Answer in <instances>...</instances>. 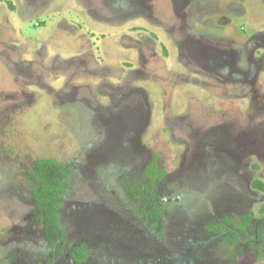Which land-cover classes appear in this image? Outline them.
I'll list each match as a JSON object with an SVG mask.
<instances>
[{
    "label": "rangeland",
    "instance_id": "1",
    "mask_svg": "<svg viewBox=\"0 0 264 264\" xmlns=\"http://www.w3.org/2000/svg\"><path fill=\"white\" fill-rule=\"evenodd\" d=\"M48 157L80 264H264V0H0V264H75L31 202ZM152 160L162 236L130 195ZM249 211L237 244L204 229Z\"/></svg>",
    "mask_w": 264,
    "mask_h": 264
},
{
    "label": "trees",
    "instance_id": "2",
    "mask_svg": "<svg viewBox=\"0 0 264 264\" xmlns=\"http://www.w3.org/2000/svg\"><path fill=\"white\" fill-rule=\"evenodd\" d=\"M71 173V165L58 161L53 157L37 159L31 170L30 177L35 184L31 187V202L38 219L42 224V232L51 249V255L69 251L75 263L86 260L87 249L83 244L72 245L67 239L65 227L60 220V211L67 191V178ZM166 176V170L159 167L155 160L150 161L142 174V178L130 190L132 198L137 199V217L156 236L164 232V211L157 197V184ZM254 186L262 189L263 183L255 181ZM264 212V206L261 208ZM252 212L243 214L232 223L229 216L220 221L212 220L204 226L205 231L220 235V241L237 244L251 232ZM232 226V227H231ZM255 239L262 243L264 250V216L255 231Z\"/></svg>",
    "mask_w": 264,
    "mask_h": 264
},
{
    "label": "flooded vegetation",
    "instance_id": "3",
    "mask_svg": "<svg viewBox=\"0 0 264 264\" xmlns=\"http://www.w3.org/2000/svg\"><path fill=\"white\" fill-rule=\"evenodd\" d=\"M66 229V228H65ZM66 233H67V231H66ZM67 239H68V237H67ZM69 241V240H68ZM70 243V242H69ZM71 244V243H70ZM80 244H82V243H80ZM73 245V244H72ZM77 245H79V244H77ZM84 245V244H83ZM85 246V245H84ZM86 247V246H85ZM87 249V248H86ZM69 252V251H68ZM58 255V254H57ZM56 255L55 254H53V255H51V257L53 258L52 260H54V257H55ZM71 258V257H70ZM87 258H88V249H87V257H86V260H87ZM51 260V259H50ZM72 260V259H71ZM85 260V261H86ZM73 261V260H72ZM85 261H82V262H80V263H83V262H85ZM73 263H75L74 261H73ZM80 263H75V264H80Z\"/></svg>",
    "mask_w": 264,
    "mask_h": 264
}]
</instances>
